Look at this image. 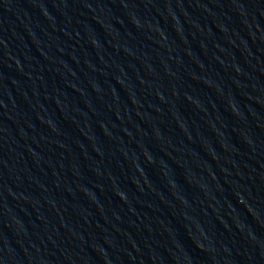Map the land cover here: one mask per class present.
Wrapping results in <instances>:
<instances>
[{
  "label": "water",
  "instance_id": "95a60500",
  "mask_svg": "<svg viewBox=\"0 0 264 264\" xmlns=\"http://www.w3.org/2000/svg\"><path fill=\"white\" fill-rule=\"evenodd\" d=\"M0 264H264V0H0Z\"/></svg>",
  "mask_w": 264,
  "mask_h": 264
}]
</instances>
